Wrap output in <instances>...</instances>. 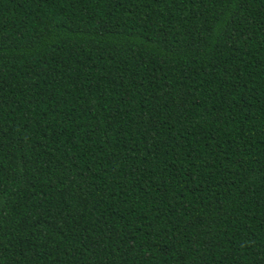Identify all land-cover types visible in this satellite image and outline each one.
Here are the masks:
<instances>
[{"label": "trees", "instance_id": "trees-1", "mask_svg": "<svg viewBox=\"0 0 264 264\" xmlns=\"http://www.w3.org/2000/svg\"><path fill=\"white\" fill-rule=\"evenodd\" d=\"M0 264H264V0H0Z\"/></svg>", "mask_w": 264, "mask_h": 264}]
</instances>
